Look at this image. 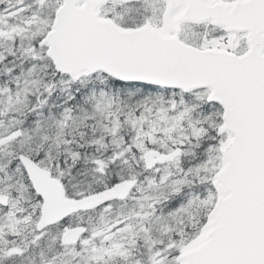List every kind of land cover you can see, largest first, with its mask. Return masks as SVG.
I'll use <instances>...</instances> for the list:
<instances>
[{"label":"snow or ice","instance_id":"snow-or-ice-1","mask_svg":"<svg viewBox=\"0 0 264 264\" xmlns=\"http://www.w3.org/2000/svg\"><path fill=\"white\" fill-rule=\"evenodd\" d=\"M0 264H264V0H0Z\"/></svg>","mask_w":264,"mask_h":264}]
</instances>
